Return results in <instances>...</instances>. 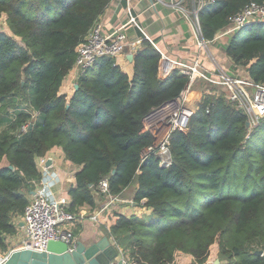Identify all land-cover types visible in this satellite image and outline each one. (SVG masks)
Segmentation results:
<instances>
[{"label": "trees", "instance_id": "1", "mask_svg": "<svg viewBox=\"0 0 264 264\" xmlns=\"http://www.w3.org/2000/svg\"><path fill=\"white\" fill-rule=\"evenodd\" d=\"M111 1L0 0V250L18 232L43 176L38 157L61 146L82 166L69 189L74 213L96 205L105 176L113 194L139 184L134 200L154 216L113 210L108 217V234L129 247L138 264H204L216 260L215 252L222 264H264V132L257 151L250 150L264 117L250 129L248 115L222 87L198 79L190 92L197 104L189 130L171 140L173 163L163 167L154 154L142 162L154 141L143 131L144 118L189 81L180 69L160 77L162 53L147 38L134 52L133 76L115 57L101 56L79 86L65 92L77 46ZM251 1L264 3L204 5L203 36L213 39ZM224 49L246 76L264 82V21L242 26ZM27 122L32 127L22 132Z\"/></svg>", "mask_w": 264, "mask_h": 264}, {"label": "built area", "instance_id": "2", "mask_svg": "<svg viewBox=\"0 0 264 264\" xmlns=\"http://www.w3.org/2000/svg\"><path fill=\"white\" fill-rule=\"evenodd\" d=\"M213 2L215 0H194L193 9L186 11L188 19L195 26L196 43L201 51L209 52L210 45L214 40H227L246 24L264 21V3L251 1L235 13L230 18V22L213 39H206L202 34L199 11L207 3ZM179 3L181 4V2ZM133 19L134 17H132ZM125 26L126 24L115 27L111 32H105L103 21L99 17L77 46L76 61L70 73L72 76L70 88L78 84L79 77L94 66L101 56L110 55L116 58L120 54L127 52L128 48L134 54L142 40L130 43ZM4 28V23L0 22V31ZM162 60L168 61L171 59L162 52L161 62ZM172 64L176 67L175 69H180L187 74L189 81L179 96L154 108L144 118L143 131L150 132L154 136V141L144 149L142 162L148 156L154 154L163 167H169L173 163L171 140L174 132H187L189 130L190 120L196 111L190 92L193 83L198 79L222 87L227 99L248 115L250 129L258 125L264 117V82L254 81L246 75L232 74L222 64L217 63L213 68H208L198 56L191 62L175 59L172 60ZM163 69L160 74L161 78L166 77L169 71L166 68ZM166 70L167 72L165 73ZM31 112L33 121L37 120L39 112L36 110ZM31 125V122L24 123L21 131H28ZM48 159L47 155L37 159L43 176L36 182L31 201L26 206L24 215L20 219L22 225H19L18 232L11 237L9 236L8 249L0 250V264H4L14 249L31 248L37 251H45L50 240L67 242L70 251L76 247L77 241L73 226L78 217L80 215L84 216L85 213L83 210L78 213L70 211L68 209L70 203L68 196H55L51 192L50 183L55 182L54 180H56L58 175L56 172L54 174L49 173ZM98 189L99 193L108 196V200L101 210L92 215V219L95 222H104L107 230L110 231V222L102 219V212L116 206L118 202L122 201V198L121 195L113 194L110 191L108 176L100 180ZM129 202H135V200L131 199ZM110 237L118 250L117 258L112 264H119L118 261H121L120 264H138L131 256V253L127 252L125 247L112 234ZM204 264H222V261L220 260L217 263L216 260H211Z\"/></svg>", "mask_w": 264, "mask_h": 264}, {"label": "crops", "instance_id": "3", "mask_svg": "<svg viewBox=\"0 0 264 264\" xmlns=\"http://www.w3.org/2000/svg\"><path fill=\"white\" fill-rule=\"evenodd\" d=\"M187 1L188 0H112L104 13L100 16V20L103 21L105 32H111L115 27L126 24L125 28L130 43L147 38L157 46L161 53L163 52L169 56L171 60H162V62H160V74L164 70V62H166L164 68L169 70V75L176 68L173 66L172 60L181 59L191 62L197 56L202 59L203 64L208 68H213L218 63L224 64L229 70L233 68L234 73L241 70L225 52L224 45L228 42L229 38L227 40L224 39L221 45L220 39L217 41L214 40L210 45L209 52L201 51L198 48L195 26L190 19H188L186 14V11L188 12L193 9L194 0H191L190 7ZM179 2H181V4ZM132 17H134L133 20ZM130 53H132V51L128 48L127 52L117 56L116 60L130 76H133L135 72L134 58L132 60L129 59L128 54ZM71 84L72 76L70 75L65 81L64 89L66 93L71 92V88L69 87ZM191 95L193 98L196 97L193 93H190V96ZM46 155L52 160V163L49 165V173L54 174V172H56L58 175L56 180H54L55 182L50 183L51 192L55 196L66 195L71 201L69 189L75 184L76 174L82 166L66 158L61 146L53 147ZM138 187V183H133L126 187L121 194L122 201L118 202L113 208L102 212V219L110 222L108 217L113 210L129 216L138 212L139 207H144L141 206L142 204L139 205L136 202H129V200L134 199ZM107 200L108 196L98 193L95 206L86 205L80 208L85 215H80L73 226L76 241L81 240L89 245L101 239L103 236H108L111 239L104 222L99 223L92 219V215L101 210ZM143 210L152 212V210L146 207Z\"/></svg>", "mask_w": 264, "mask_h": 264}, {"label": "water", "instance_id": "4", "mask_svg": "<svg viewBox=\"0 0 264 264\" xmlns=\"http://www.w3.org/2000/svg\"><path fill=\"white\" fill-rule=\"evenodd\" d=\"M128 57L132 60L134 54L130 53ZM78 86L77 84L76 87ZM249 124L247 121V126ZM51 163L49 158L47 164ZM257 253L262 254L263 250H257ZM117 255V247L108 236H103L89 245L79 240L72 251L65 241L50 240L45 251L31 248L12 250L4 264H112ZM216 261L219 263L220 259Z\"/></svg>", "mask_w": 264, "mask_h": 264}, {"label": "rangeland", "instance_id": "5", "mask_svg": "<svg viewBox=\"0 0 264 264\" xmlns=\"http://www.w3.org/2000/svg\"><path fill=\"white\" fill-rule=\"evenodd\" d=\"M224 39V38H223ZM221 41H220V45L222 44V39H220ZM221 49H222V46H221ZM223 66H224V64H222ZM225 67V66H224ZM230 73H232V74H235V75H245V71L243 70V69H241V70H238L236 73H234V69L232 68V69H228L227 67H225ZM237 69V68H236ZM239 72V73H238ZM196 104H197V102L195 101V106H196ZM263 130H260V133L257 135V136H255L254 137V139L251 141V144H250V150L252 151H257V149H258V147H259V145H260V143H261V138H262V135H263ZM71 162V161H70ZM139 205H141V204H139ZM141 206H144V205H141ZM147 208V209H150V210H152L151 208H148L147 206H144V207H139V211L138 212H136V213H133L132 215H134V216H136L138 219H150V218H152L153 216H154V213H152V212H150L149 210H143L144 208ZM113 210V209H112ZM143 211H145V212H143ZM129 216H131V215H129ZM125 247V250L127 251V252H130V249H129V247H126V246H124ZM217 248H219V246H216V249L215 250H217ZM215 254L217 255L215 258H216V260L217 259H220V256H219V253L218 252H215ZM214 254V255H215ZM213 260V259H212ZM211 261V259H209L208 261H207V263L208 262H210ZM218 263V262H217Z\"/></svg>", "mask_w": 264, "mask_h": 264}]
</instances>
